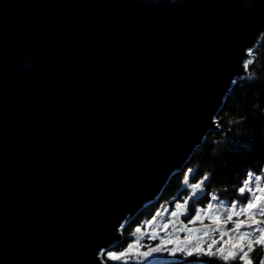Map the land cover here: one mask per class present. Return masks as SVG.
Returning a JSON list of instances; mask_svg holds the SVG:
<instances>
[{
    "label": "water",
    "instance_id": "water-1",
    "mask_svg": "<svg viewBox=\"0 0 264 264\" xmlns=\"http://www.w3.org/2000/svg\"><path fill=\"white\" fill-rule=\"evenodd\" d=\"M263 35L264 0H0V264H96Z\"/></svg>",
    "mask_w": 264,
    "mask_h": 264
},
{
    "label": "trees",
    "instance_id": "trees-1",
    "mask_svg": "<svg viewBox=\"0 0 264 264\" xmlns=\"http://www.w3.org/2000/svg\"><path fill=\"white\" fill-rule=\"evenodd\" d=\"M247 75L236 80L217 112L219 130L209 132L193 151L183 168L172 174L157 199L140 210L121 228L122 239L109 251L122 252L133 239V231L144 218L151 217L160 204L181 200L188 190L184 186L185 173L191 170L190 182L202 181V194L190 203V216L196 206H206L211 197L234 201L241 199L238 192L249 172L260 174L264 168V35L249 51ZM252 264H260L262 254L254 248L249 253ZM190 261L198 260L189 258ZM207 259V258H201ZM179 259L157 264H173ZM107 264H135L108 261ZM211 264H240L238 259L224 262L214 259Z\"/></svg>",
    "mask_w": 264,
    "mask_h": 264
},
{
    "label": "rangeland",
    "instance_id": "rangeland-1",
    "mask_svg": "<svg viewBox=\"0 0 264 264\" xmlns=\"http://www.w3.org/2000/svg\"><path fill=\"white\" fill-rule=\"evenodd\" d=\"M191 173V170L185 173L184 186L188 192L182 196L181 200L174 201L172 204L167 202L160 204L151 217L144 218L141 225L135 228L133 239L129 242L133 245V248L129 250L128 255L121 258L123 261L135 264H157L171 259L180 260V257H170L167 253H154L147 258L143 256L138 257L137 253L147 251L148 248L155 246L161 240L175 241L183 244V238L185 237H191L189 241L191 243L199 242L204 246L215 240L214 250L223 248L224 252L227 253L231 247V242L235 241L242 232L256 235L259 229H264L261 223L264 218V208H262L264 201H261V204L257 205L251 213L245 212L240 214L241 209L246 208V201L241 202L235 199L230 202L217 199L213 196L206 206H196L195 212L190 216V203L203 192L202 181L197 183L190 182ZM246 179L249 183L247 185L243 183L242 186L245 187L248 198L255 201L257 196L264 197V192L260 191V189H264V168L260 174L249 172ZM190 184H199L200 187L192 190L189 187ZM177 203H180L182 207L177 209L175 207ZM209 205H211V208L208 207ZM173 212L176 213L175 216L172 215ZM196 215H199L201 219L194 223L189 222ZM230 215L232 216L231 220L228 219ZM213 216L221 217V222H213ZM253 218L259 221V223L253 224ZM237 220H243L245 225L239 231L235 229ZM165 224H168L167 229L163 227ZM221 233H223V237H221ZM153 234L157 236V239L154 241L149 239ZM225 241H228V243H225ZM246 243L247 241H245ZM254 248L259 249L261 252L262 258L260 264H264V246L255 244ZM245 250L247 249L245 248ZM235 251L238 255L241 254L239 249ZM191 264H199V260L191 261Z\"/></svg>",
    "mask_w": 264,
    "mask_h": 264
},
{
    "label": "snow or ice",
    "instance_id": "snow-or-ice-1",
    "mask_svg": "<svg viewBox=\"0 0 264 264\" xmlns=\"http://www.w3.org/2000/svg\"><path fill=\"white\" fill-rule=\"evenodd\" d=\"M245 185L249 183V181L246 179L243 181ZM190 189L196 190L200 187L199 184H190ZM261 192H264V189H260ZM238 192L240 194L241 199L246 200V208L241 209V213L243 214L245 212L251 213L252 210L257 206L261 204V201H264V197L257 196L255 201L248 198V195L246 193L245 187L241 186L238 189ZM177 209L181 208L182 205L180 203H177L175 205ZM211 208V205L208 206ZM262 208H264V205H262ZM173 216L176 215L175 212L172 213ZM201 217L199 215H196L192 218L191 223L196 222L197 220H200ZM229 220L232 219V216L230 215L228 217ZM213 222L220 223L221 217L219 216H213L212 217ZM259 221L254 220L253 218V224H258ZM244 221L243 220H237L235 223V229L240 230L242 227H244ZM123 227V226H121ZM165 229L168 228V224L163 225ZM139 231V229H137ZM221 237H223V233H221ZM150 240H156L157 236L156 234H153L149 237ZM184 243H177L175 241H164L161 240L158 244H156L153 247L148 248L147 251H141L137 253V256H143L145 258L152 256L154 253H167L170 257H180V261L177 262L176 260L173 261V264H191V261L189 258H197L199 260V264H211V261L214 259H219L224 262H229L230 259H238L240 261V264H252L251 259L249 258V253L253 251L255 244H260L264 246V229H259L258 233L256 235H253L252 233H246L242 232L235 241L231 242V247L227 253L224 252L223 248H218L214 250V244L216 243L215 240H213L212 243H208L207 246L202 245L201 243H191L189 242L191 237H185ZM245 241L247 243L245 244ZM225 243H228V241H225ZM133 248V245L131 243L128 244L127 248L123 252H114L109 251L106 247H99L97 253H96V264H107L108 261H119L121 258L125 257L129 254V250ZM245 248L247 250H245ZM236 249L240 250L241 254H237L235 251ZM201 258H207V259H201Z\"/></svg>",
    "mask_w": 264,
    "mask_h": 264
}]
</instances>
